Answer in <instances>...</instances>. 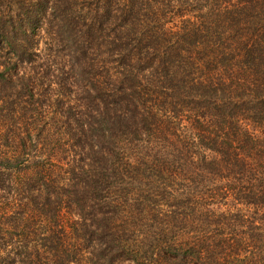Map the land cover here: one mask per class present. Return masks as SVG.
I'll return each mask as SVG.
<instances>
[{"label": "trees", "instance_id": "16d2710c", "mask_svg": "<svg viewBox=\"0 0 264 264\" xmlns=\"http://www.w3.org/2000/svg\"><path fill=\"white\" fill-rule=\"evenodd\" d=\"M0 122V264H264V0H0Z\"/></svg>", "mask_w": 264, "mask_h": 264}, {"label": "rangeland", "instance_id": "374dc122", "mask_svg": "<svg viewBox=\"0 0 264 264\" xmlns=\"http://www.w3.org/2000/svg\"><path fill=\"white\" fill-rule=\"evenodd\" d=\"M51 38V36L48 38L45 32H41L40 34L39 40L41 41V44L38 49L40 51L39 55L41 58H37V61L43 66L41 67L40 65L30 69L27 68V66H23V68H19V77H23L31 72L32 75L36 74L41 79L40 81L43 83V88H47V86L50 85L52 88L58 90L59 93H66L67 90H72V93L68 94V96L65 98V101L68 102V104H73L78 98V96H76V92L80 86L79 82H77V85L75 84V77L73 78L75 75L72 77L69 75L67 78V73H70L68 70H71L69 65H72L76 62L74 59L75 54L71 53L70 51H62V49H60L58 52V47L61 44L58 41L52 42ZM66 78L70 82H67ZM58 92L56 93L55 101L53 102L54 110L61 109L60 104L57 101L59 100ZM63 108H65V106ZM0 131H5L4 128H2L1 122ZM28 149L29 148L27 145V150ZM77 159L78 158L76 156V160ZM72 214L75 215L74 213Z\"/></svg>", "mask_w": 264, "mask_h": 264}]
</instances>
